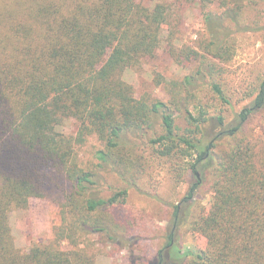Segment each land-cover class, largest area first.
<instances>
[{"label":"trees","instance_id":"trees-1","mask_svg":"<svg viewBox=\"0 0 264 264\" xmlns=\"http://www.w3.org/2000/svg\"><path fill=\"white\" fill-rule=\"evenodd\" d=\"M247 3L256 1L221 0L224 11H215L214 0L153 7L137 0H0V264H96L94 235L128 247L136 235L123 210L128 189L100 194L99 171L78 158L77 146L90 137L102 145L95 166L125 184L136 186L148 150L183 162L188 173L200 167L210 187L207 208L196 201V174L173 207L164 247L150 257L130 245V264H264V144L245 135L264 111V81L252 105L232 117L222 83L235 55L230 25ZM191 4L207 34L197 49L181 40ZM164 44L177 65L195 69L169 102L137 98L124 73ZM69 120L78 123L76 137L62 130ZM32 199H55L60 221L48 244L23 251L11 215ZM182 227L205 247L184 253L175 234Z\"/></svg>","mask_w":264,"mask_h":264},{"label":"rangeland","instance_id":"rangeland-1","mask_svg":"<svg viewBox=\"0 0 264 264\" xmlns=\"http://www.w3.org/2000/svg\"><path fill=\"white\" fill-rule=\"evenodd\" d=\"M153 7L161 1L175 0H137ZM215 11L221 0H214ZM246 4L239 23L232 26L235 50L233 59L226 65L223 75V88L231 100L232 107H224L232 117L245 107H250L258 95L264 81V0ZM184 23L181 40L184 45L197 49L198 43L206 38V29L198 8L191 4L184 6ZM212 9V6H211ZM177 65L164 44L154 58L145 59L139 68L128 69L124 79L134 86L137 98H157L164 102L171 100V91L182 82L192 70ZM161 83V84H159ZM62 130L71 136L78 134V123L65 122ZM245 135L257 143L264 144V111L254 115L245 129ZM102 148L96 137H90L83 145L77 146L79 162L83 167L99 171L97 188L104 197L128 189L127 203L123 210L129 213L131 223L135 224L136 235L128 247L120 248L105 242L99 236H91L96 253V264H130V245L137 254L154 257L166 244L171 231L173 207L179 205L192 185L201 180L196 201L209 208L212 202L210 187L200 167L188 173L179 160L158 159L150 151L144 152L145 172L136 186L125 184L110 169H98L96 154ZM198 177H197V175ZM59 204L55 199H32L28 208L15 210L11 215V225L16 246L28 251L34 244H48L53 238L54 227L59 223ZM123 232H121V235ZM127 233V231H126ZM176 244L186 253L196 252L205 247V241L186 227L176 230ZM134 239H137L134 243ZM93 246V245H92ZM62 248L69 250L67 243Z\"/></svg>","mask_w":264,"mask_h":264}]
</instances>
